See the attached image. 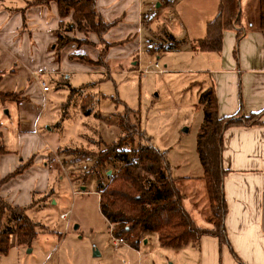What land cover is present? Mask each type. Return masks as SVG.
I'll list each match as a JSON object with an SVG mask.
<instances>
[{
    "label": "rangeland",
    "instance_id": "rangeland-1",
    "mask_svg": "<svg viewBox=\"0 0 264 264\" xmlns=\"http://www.w3.org/2000/svg\"><path fill=\"white\" fill-rule=\"evenodd\" d=\"M28 1L33 0H0V9L9 14H24L31 7ZM200 1L139 0L144 23L143 30L138 31L137 66L131 64L136 58L110 56L106 60L107 68L87 67L73 72L69 67L64 73L28 77L23 91H16L19 104L0 101V143L5 149L0 178L25 166L4 184L3 197L0 196L13 206L28 203L20 207H29L26 214L37 224V237L30 246H19L15 236L11 237L8 252L0 255V264L178 263L182 253L160 246L155 234L147 237V244H144L145 240L140 242L137 250L126 245L115 249L109 224L100 214L96 173L103 183H107L119 163L95 169L96 155L128 133L134 138V148L139 142H148L159 151L167 152V160L175 168L180 167L176 168L175 174L185 172L194 180L186 186H177L196 225L208 226L205 220L210 216L209 204L205 186L198 179L202 167L196 152V137L203 111L198 105L201 89L197 81L209 76L214 52L199 51L193 46L206 37L208 23L215 18L217 10ZM122 5L123 1L103 8L116 12ZM242 9L245 35L248 36L236 41V35L232 33L230 52L223 39L220 49L227 59L232 56L236 66L241 63V53L250 55L255 51L253 36L259 31L257 24L252 27L257 22V3L242 0ZM51 19L53 15L46 21ZM70 23H73L72 15L63 20L60 30L63 36L74 40L69 44L78 49L88 46L93 51L96 45L90 41V36L99 40L98 35L80 32L76 25L67 32L65 29ZM114 23L111 29L119 25L118 20ZM40 32L37 30L38 34ZM167 33L182 42L179 48L149 54L148 48L153 53L169 44ZM247 59L246 63L250 64ZM154 64L158 65L157 69ZM145 69L149 72L144 73ZM2 76L0 71V84ZM33 82L40 89L44 82L49 91L43 93ZM237 86H242L239 80ZM87 110L89 115H85ZM23 114L27 120L36 119L28 126L32 129L31 138L23 132L27 127L22 123ZM127 118L131 125L125 123L124 129L121 123ZM126 148H130V144ZM51 158L57 161L52 167H44L43 162ZM28 164L38 167L39 171L44 170V176L31 177L33 172H26ZM65 213L67 217L61 219ZM1 218V230L13 224L7 212Z\"/></svg>",
    "mask_w": 264,
    "mask_h": 264
},
{
    "label": "crops",
    "instance_id": "crops-1",
    "mask_svg": "<svg viewBox=\"0 0 264 264\" xmlns=\"http://www.w3.org/2000/svg\"><path fill=\"white\" fill-rule=\"evenodd\" d=\"M121 1L123 5L117 7L116 12L110 11L111 8L108 10L103 8ZM253 1L254 4L257 3L255 13L257 15L258 0ZM31 2L28 1V4ZM203 2L218 9L219 0H203ZM44 5L48 7L31 5L24 14L16 12L9 14L0 9V71L3 74L0 91L2 92L23 91L26 78L64 73L69 67L71 71L83 70L87 67L101 69V66L71 58L75 55L84 56L92 61L98 59L102 45L93 35L90 36V41L96 45L93 51H90L88 46L78 49V46L68 44L61 49L58 57L55 55L56 32L59 30L61 19L55 2ZM96 10L108 23L115 20L119 22L117 27L109 30L104 36L105 42L111 44L106 53L105 63L110 56L131 60L136 58L131 64L137 66L139 64L138 31L143 30L144 23L139 0L128 2L97 0ZM240 10L239 28L244 30L242 38H246L248 34L245 35L242 0H240ZM51 15L53 19L47 22ZM249 18L250 16L247 15V21L251 24ZM255 24L258 25V21L254 23L253 28ZM29 29L34 32L33 35ZM37 30L42 32L38 34ZM225 33L223 41L227 43L230 52L233 43L232 33L236 35V31ZM171 36L174 38L173 35ZM253 42L256 43L255 51L250 55L241 53L239 66L235 65L232 56L227 59V55H222V51L212 53L209 76L205 80L197 81L200 84V93L211 86L214 88L219 117H233L239 113L243 116L260 113L259 124L229 127L222 135L221 167L225 172L222 190L226 204L223 226L228 244H221L216 237L202 236L197 244H188L176 249L180 251L179 254L182 253L177 264H264V32H255ZM147 52L155 53H151L149 48ZM222 57H225V60ZM246 59L251 63L247 64ZM238 80L241 87L237 86ZM33 83L40 89L36 82ZM48 91L49 89L45 92ZM35 120V118L27 120L24 114L22 116V123L27 126L23 128L27 138L32 137L30 135L32 129H28V126L33 125ZM3 155L0 156V163ZM45 163L43 162L44 167ZM169 167V173L177 185L183 187V184L186 186L194 182L185 172L176 175V168L180 167L175 168L171 161ZM37 169L39 168L29 166L26 172L29 174L33 172L31 177L44 176V170ZM198 179L204 187L202 172ZM4 184L0 188L1 196ZM185 202L183 195L182 203L187 211ZM14 205L26 206L28 203ZM202 228H210V225ZM145 241L144 244H147L148 238Z\"/></svg>",
    "mask_w": 264,
    "mask_h": 264
},
{
    "label": "trees",
    "instance_id": "trees-1",
    "mask_svg": "<svg viewBox=\"0 0 264 264\" xmlns=\"http://www.w3.org/2000/svg\"><path fill=\"white\" fill-rule=\"evenodd\" d=\"M49 2L57 4L61 19L59 30L56 32L55 55L58 57L61 49L74 41L60 33L63 20L72 15L73 23L65 27V31L73 30L76 25L80 32L97 34L102 45L96 61L84 57L74 59L107 68L105 57L111 45L105 42L104 36L115 23L106 22L97 12V0H34L29 5H43ZM240 16V0H219L216 16L208 23L206 37L193 47L199 51L218 52L222 46L223 33L230 30L236 31V41H239L243 36V31L237 28V25H240ZM257 21L258 30L263 33L264 0H258ZM166 37L169 44L160 47L154 51L155 53L175 51L182 43L170 34H166ZM15 95L16 91L0 92V101L19 104L20 100L15 98ZM198 105L203 111V121L196 137V152L202 167L209 204L210 216L206 221L210 228L197 226L192 216L185 210L182 191L169 173L167 152L159 151L148 142L145 144L139 142L134 148V138L128 133L117 143H112L96 155L95 169L119 163L115 174L109 177L107 183H103L100 175L96 173V193L100 214L109 224L111 235L123 238L131 248L137 249L140 242L151 234L156 235L160 246L172 249H179L188 244L195 245L202 236L216 237L221 244H228L223 226L226 204L222 190L225 173L221 167L222 135L229 127L259 124L260 113H251L247 116L239 113L233 117H219L212 86L201 92ZM128 113L133 114V111L128 110ZM85 115H89V110ZM125 123L131 125L128 118L123 120L121 126L124 129ZM126 131L128 132L127 129ZM128 144L130 148H126ZM4 153L3 143H0V156ZM23 169L21 166L0 179V188ZM28 208L10 205L0 196V219L7 212L13 223L3 230L0 229V255L8 252L12 236H15L19 246H30L36 239L37 224L27 216Z\"/></svg>",
    "mask_w": 264,
    "mask_h": 264
},
{
    "label": "built area",
    "instance_id": "built-area-1",
    "mask_svg": "<svg viewBox=\"0 0 264 264\" xmlns=\"http://www.w3.org/2000/svg\"><path fill=\"white\" fill-rule=\"evenodd\" d=\"M153 67H154L155 69H157V68H158V65H157V64H154ZM143 72H144V73H147V72H149V71L145 69ZM157 72H158L159 74L162 73L161 70H157ZM41 86H42V91H43V92H45V91L48 90V87L45 85L44 82L41 83ZM56 161H57L56 158H51L50 160H48V162H46V166H48V168H49V167H52V163H54V162H56ZM66 217H67V214H66V213H65V214H62V215L60 216L61 219H65ZM111 236H112V235H111ZM112 245H113V247H114L115 249H118V248H119L120 246H122V245L129 246V245L127 244V242H126L123 238H115V237H113V236H112Z\"/></svg>",
    "mask_w": 264,
    "mask_h": 264
},
{
    "label": "water",
    "instance_id": "water-1",
    "mask_svg": "<svg viewBox=\"0 0 264 264\" xmlns=\"http://www.w3.org/2000/svg\"><path fill=\"white\" fill-rule=\"evenodd\" d=\"M110 172H108V174H109ZM83 190V189H82ZM144 243H146V241H144Z\"/></svg>",
    "mask_w": 264,
    "mask_h": 264
}]
</instances>
